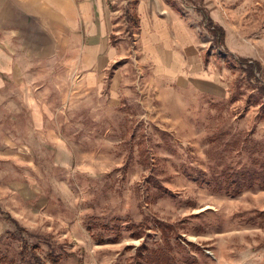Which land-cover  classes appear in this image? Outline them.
Returning <instances> with one entry per match:
<instances>
[{
	"label": "rangeland",
	"instance_id": "rangeland-1",
	"mask_svg": "<svg viewBox=\"0 0 264 264\" xmlns=\"http://www.w3.org/2000/svg\"><path fill=\"white\" fill-rule=\"evenodd\" d=\"M178 3L201 70L178 58L157 75L132 56L113 92L70 57L26 61L23 82L0 90L3 264H35L33 245L43 264L51 252L60 264H264V189L218 190L264 171V0ZM227 51L259 63L256 78L232 60L219 71L214 54Z\"/></svg>",
	"mask_w": 264,
	"mask_h": 264
},
{
	"label": "crops",
	"instance_id": "crops-1",
	"mask_svg": "<svg viewBox=\"0 0 264 264\" xmlns=\"http://www.w3.org/2000/svg\"><path fill=\"white\" fill-rule=\"evenodd\" d=\"M172 2L0 0V90L23 82L24 74L30 72L26 61L51 66L70 57L75 73L92 75L98 87L108 80L113 92L123 86L124 67L132 56L143 66L151 64L148 67L157 75L172 72L178 58L185 60L188 71L201 70L204 64L195 52V27L179 10L178 0ZM130 15L138 27L132 25ZM129 36L137 50L124 47ZM213 62L219 71L228 70Z\"/></svg>",
	"mask_w": 264,
	"mask_h": 264
},
{
	"label": "trees",
	"instance_id": "trees-1",
	"mask_svg": "<svg viewBox=\"0 0 264 264\" xmlns=\"http://www.w3.org/2000/svg\"><path fill=\"white\" fill-rule=\"evenodd\" d=\"M170 1L172 2V0ZM129 19L134 27H138V21L135 19L134 15H130ZM206 19L208 20V22L207 25H205L204 27L208 28L209 31L213 34V36H215V40L217 44L221 46H225L226 38H227L226 29L221 25L217 24L212 18H210V16L208 17V15H206ZM205 55L207 57L209 56V53H205ZM214 58L218 67H222L223 64L222 60L225 59V66L229 69L234 68L233 66L234 63H232L231 60L237 62L241 67H245V71L247 72V77L249 79L256 78L257 76L256 74L260 70L259 63L257 62L252 63L248 59H245L243 57H236L235 55H233L228 51L224 58L217 53L214 54ZM260 91L262 96H264V87H261ZM220 186L221 185H219L218 190L220 191L223 190L228 195H233V196H238L242 192L247 190H253L257 186L264 189V171L261 172L244 171V172L235 173L234 175H232L231 179L228 182H226L225 187H220ZM11 220L19 227L17 221H15L14 219ZM19 229H21L23 232H26V230L23 229L22 227H19ZM25 249L27 250L29 249V245L26 241L23 242V250ZM30 250H31V257L34 260L35 264H43L41 257L38 255V251L40 250V247L38 245H33ZM4 260L5 259H3V257L0 255V264H3ZM49 260L53 264H60L61 257L54 254V252H51L49 254ZM150 263L151 264L153 263L152 259L150 258L148 260L147 258L146 264H150ZM10 264H19V263L11 262ZM175 264H180V263L176 262ZM191 264H196V263L192 262Z\"/></svg>",
	"mask_w": 264,
	"mask_h": 264
}]
</instances>
